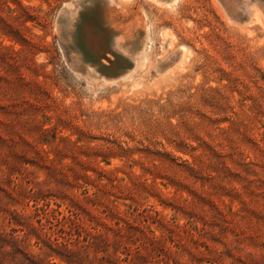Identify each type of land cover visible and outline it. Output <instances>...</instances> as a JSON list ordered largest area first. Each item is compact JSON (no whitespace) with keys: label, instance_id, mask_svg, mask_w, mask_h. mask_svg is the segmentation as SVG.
<instances>
[{"label":"rangeland","instance_id":"obj_1","mask_svg":"<svg viewBox=\"0 0 264 264\" xmlns=\"http://www.w3.org/2000/svg\"><path fill=\"white\" fill-rule=\"evenodd\" d=\"M0 264H264V0H0Z\"/></svg>","mask_w":264,"mask_h":264}]
</instances>
